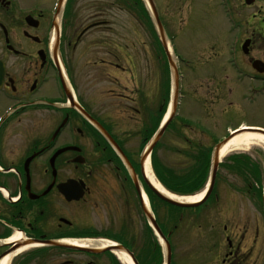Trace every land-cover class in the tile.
I'll return each mask as SVG.
<instances>
[{"label":"flooded vegetation","instance_id":"1","mask_svg":"<svg viewBox=\"0 0 264 264\" xmlns=\"http://www.w3.org/2000/svg\"><path fill=\"white\" fill-rule=\"evenodd\" d=\"M56 1L0 0V259L128 264L115 254L123 252L131 264H167L156 225L170 244L168 264H260L261 225L236 201L221 203L216 195L197 213L150 200L141 153L163 110L162 80L148 76L142 46L120 47L119 54V45L83 46L109 21L96 13L81 29H68ZM189 1L203 43L189 56L177 54L190 97L205 112L221 101L232 107L263 99L264 0ZM216 11L215 32L207 30L210 17L200 34L197 20ZM92 49L96 57L87 62L113 76L107 92L89 89L75 70ZM124 75L128 83L120 81ZM81 109L116 141L137 182ZM83 239L112 242V249L91 254L58 245Z\"/></svg>","mask_w":264,"mask_h":264},{"label":"rangeland","instance_id":"2","mask_svg":"<svg viewBox=\"0 0 264 264\" xmlns=\"http://www.w3.org/2000/svg\"><path fill=\"white\" fill-rule=\"evenodd\" d=\"M188 1L189 0L180 1L183 4H181L180 12H178L179 3H176V1L156 0L158 11L160 13L162 12L164 16L163 22H165L169 33L175 35V48L177 54L182 57L189 56L195 52L198 42L199 44H203L200 42L201 36H199L196 31V20H194L190 15V10H188L190 7V5L188 6ZM124 2V0H77L74 4L75 16L71 23L73 24V29H81L88 22L90 23L92 21V19H90L92 16L98 13L100 20L109 21L107 27H102L100 32L89 34L84 39L82 43L83 46L93 44L96 41H100V44L103 45L109 44L111 47L112 45H119L118 48L113 49L117 54L121 53L120 50L122 49L120 47L124 48L126 45L134 46V49L137 48V50L142 46L148 51V76L153 78V80H162L163 84V80L166 82L169 80V76L168 73L164 75L162 68H159V61L156 58L157 43L154 32V22L152 21L151 15L148 11L146 12L143 4L141 5L143 13L139 16L137 10L139 9V11L142 12V9L138 8V5H133L131 9ZM170 5L172 6L171 10ZM205 7L211 8V5L206 4ZM173 10L175 11L173 12ZM217 15L216 11V14L197 20L200 34L204 33V23H206L210 17L207 30H212V33L215 32L216 26L214 23ZM140 17H142L143 20L140 19ZM72 26L70 28H72ZM128 49L130 51L133 50V48ZM97 50L99 51V49ZM92 51H95V49H92L85 55L83 54L84 56L82 55L78 58L79 61L76 62V65L74 63L75 70L81 72L80 76L83 79V83L84 85H89V89L107 92V89L113 86L111 83L113 76L101 73L104 70H99L98 73L94 66L87 62L88 60L94 61L96 57V54ZM104 56L107 55H102V53L99 52L97 54V58ZM77 57L78 52H76L74 60H76ZM124 65L127 66V63H124ZM119 79L123 83H128L130 76L124 75V77H119ZM165 85L168 84L165 83ZM183 86V92L186 93L185 90L188 91L190 86L186 83L183 84ZM222 94L225 95L223 92ZM186 96L187 98L183 100L184 104L182 110L181 112L178 111V115L187 117L188 121L193 126L203 131L197 130L196 128L192 129L191 126L184 127L181 124H176L178 129L168 130L163 135L160 146L157 149V156L160 162L172 168L177 173H184L187 171L193 163L195 154H199L204 150L207 151L215 142L223 140L228 133L235 132L241 128L264 129V98H259L255 103H248L245 100L239 99L232 107L227 105L223 106L225 101H221L222 105H218V103L213 111H211V115L207 116L208 113L202 111L199 102L189 97L190 94L188 93ZM103 101H106V99L104 98ZM201 115L202 117L199 119L198 117ZM246 152L248 153V151ZM249 152L252 153L253 161L264 165V147L255 146ZM223 161L225 160L223 159ZM224 165H226L225 162ZM231 172L232 171H230L227 166H222L218 170L216 185L221 195V203L230 204L232 201H236L245 216L257 220L260 223L261 232L264 233L263 213L260 207L258 209L255 204L252 206V199L250 200L243 194L247 182L244 181L243 177L234 174L235 172ZM197 220H202V217ZM260 264H264L263 259H261Z\"/></svg>","mask_w":264,"mask_h":264},{"label":"trees","instance_id":"3","mask_svg":"<svg viewBox=\"0 0 264 264\" xmlns=\"http://www.w3.org/2000/svg\"><path fill=\"white\" fill-rule=\"evenodd\" d=\"M227 168L238 174H253L256 182H262V165L252 160V157L245 153H234L227 157ZM210 166V152L202 151L195 154L193 163L184 173H177L172 168L161 163L156 156H153L154 170L163 185L177 194H192L200 190L206 180Z\"/></svg>","mask_w":264,"mask_h":264},{"label":"bare ground","instance_id":"4","mask_svg":"<svg viewBox=\"0 0 264 264\" xmlns=\"http://www.w3.org/2000/svg\"><path fill=\"white\" fill-rule=\"evenodd\" d=\"M244 129V128H243ZM255 146H260V147H264V135L261 134L260 132H251V131H241V133H239L238 135H236L235 137H233L224 147H222L221 149V160H223L229 153L235 152V151H250L252 150L253 147ZM116 150V152H118L119 150L116 148V146H113ZM145 176L146 178L153 184V186L160 191L161 193L167 195L170 198L173 199H178V200H182L185 203H195L200 201V203H202L203 201H201V199L203 198L205 192H199L197 194L191 195V196H180V195H176L172 192H170L163 184H161L159 182V180L156 178L151 164H150V159L146 160L145 163ZM134 182H137L135 179H133ZM149 195V193H148ZM144 198L146 199L145 195ZM110 244L107 241H83V242H78L77 245L80 247H84V248H101L103 246H106ZM116 256L119 257V259L121 261H125L126 263H130L131 261L130 259L127 257L126 254H124L123 252H116L115 253ZM10 259H4L1 261L0 264H9L10 263Z\"/></svg>","mask_w":264,"mask_h":264},{"label":"water","instance_id":"5","mask_svg":"<svg viewBox=\"0 0 264 264\" xmlns=\"http://www.w3.org/2000/svg\"><path fill=\"white\" fill-rule=\"evenodd\" d=\"M149 2V5H150V8L152 10V13H153V16H154V19L156 21V24H157V28H158V32H159V36H160V39H161V42L163 44V46L165 47V50L167 52V55L169 57V62H170V67L173 71V75H174V78H175V91L177 93V77H176V72H175V67H174V63H173V60H172V56L169 52V49H168V44H167V39H166V35H165V31H164V28L162 26V23L159 19V16H158V13H157V10L155 8V5L153 3V0H148ZM175 101L173 103V110L171 112V116L169 118V120L171 119V117L174 115V111H175ZM169 120H167V122L161 127V129L159 130L158 134L153 138V140L151 141V143L149 144V146L147 147L146 149V152L144 154V156L142 157V160L145 159V157H147L149 155V153L151 152L152 148L154 147V145L156 144V142L159 140L160 136L163 134V132L165 131L166 127H167V124L169 122ZM97 124V123H96ZM97 126H99L97 124ZM99 128L101 129L102 132L105 133V131L99 126ZM106 134V133H105ZM231 138V136L227 139H225L223 142L219 143L215 148H214V151H213V157H212V173H211V179H210V186H209V190H208V193L205 197L208 196V194L211 192L212 188H213V185H214V181H215V176H216V172H217V168H218V163H219V160H220V153H221V148L223 147V145ZM116 146V145H115ZM116 148L119 150V152L122 154V152L120 151V149L118 148V146H116ZM123 156V154H122ZM148 184L152 187V189L156 192V194L161 197L162 199L166 200L167 202L171 203V204H174V205H177V206H196V205H199L200 202H195V203H185L183 201H180V200H176V199H173V198H170L166 195H164L163 193H161L160 191H158L155 187H153V185H151V183H149L148 181ZM69 199L71 197H74L73 195L69 196V194H67ZM264 198V196H263ZM88 251H96V250H93V249H86Z\"/></svg>","mask_w":264,"mask_h":264}]
</instances>
